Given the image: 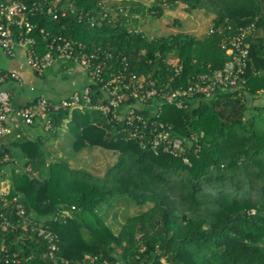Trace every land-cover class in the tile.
Returning a JSON list of instances; mask_svg holds the SVG:
<instances>
[{"label": "trees", "instance_id": "1", "mask_svg": "<svg viewBox=\"0 0 264 264\" xmlns=\"http://www.w3.org/2000/svg\"><path fill=\"white\" fill-rule=\"evenodd\" d=\"M18 1L34 7L23 15L38 55L48 51L53 38H62L72 43L75 56L98 53L105 62L103 76L125 67L137 76L150 73L158 89L165 84L185 87L197 74L222 68L229 58L228 40L255 22L244 88L184 98L181 107L161 106L156 119L184 140V153L142 145L123 121H110L99 110L65 107L48 113L51 127L41 125L43 131L67 122L76 151L96 146L115 152L103 174L50 160L43 146L47 135L30 137L22 127L18 136L2 141L0 155L9 160L0 169L10 165L12 193L20 196L27 214L42 219L56 235V254L69 262L89 254L96 264H264V0H152L147 6L133 0L110 6L102 0ZM179 3L186 11L213 15L206 34L147 36L135 29L136 13L161 16ZM13 27L16 35L25 29ZM171 53L178 55L175 64L169 63ZM66 61L77 63L75 58ZM90 88L96 102L102 97L100 84L92 82ZM117 199L151 205L128 214L115 231L104 207ZM71 206L66 219L54 218L58 209ZM1 238L9 257L13 252L23 256L17 264L54 262L43 259L36 243L18 232L0 230ZM4 255L0 253V264H16L5 263Z\"/></svg>", "mask_w": 264, "mask_h": 264}, {"label": "built area", "instance_id": "2", "mask_svg": "<svg viewBox=\"0 0 264 264\" xmlns=\"http://www.w3.org/2000/svg\"><path fill=\"white\" fill-rule=\"evenodd\" d=\"M33 9L34 7L28 8L25 3L18 0H0V48L5 54H12L16 45L21 47L26 63L36 73H42L56 59L75 58L87 78V83L81 89L73 90L58 102L38 96L33 103L22 107H14L9 92L0 86V145L10 135L14 133L16 136L19 135L16 130L21 124L31 125L40 121L44 130H49L51 120L48 113L51 110L65 107H89L99 110L110 121H123L127 125L129 134L137 138L142 145L155 151L162 150L175 155L182 154L186 148L184 140L173 134L170 124L156 119L160 117L161 106L164 103H169L181 107L185 105L184 98L197 95L210 98L217 90L237 91L245 87V69L249 59L251 38L257 31L255 22L240 27L238 32L228 40L229 44L223 45L229 58L222 68L211 73L197 74L195 79L185 87H170L169 84H165L158 89L150 73L137 76L125 67L117 72L109 71L107 77L103 76L105 62L103 59H99L98 53H81L75 56L72 43L62 38L59 40L53 38L48 51L38 55L31 47L34 43V38L29 36L31 25L23 15L25 11L31 12ZM14 25L17 28L24 26L25 29L19 30L16 35ZM172 78L170 77L169 81ZM8 79H19L18 72L0 69V85ZM95 81L100 84L102 97L99 96L96 102H92L93 94L90 83ZM131 99L134 101H130ZM150 99H153L151 105L148 102ZM261 104L264 107V99ZM138 108L148 110V115L144 117L137 111ZM8 160L7 154L0 155V164ZM183 160L187 162L186 157H183ZM73 209V206L58 209L54 218L64 220L73 213ZM0 230L18 232L19 237L33 240L36 243V249L38 251L41 249L42 258L54 261L50 264H96V257L89 254H85L80 260L73 262L58 257L56 235L42 219L37 220L34 216L26 213L20 196L11 191L10 177L7 178L6 171L1 169ZM6 249V241L1 238L0 253H5L4 262L7 263L11 260L17 264L21 261L23 256L13 252L10 258ZM30 257L32 256L29 255L24 259ZM102 264L109 263L103 261Z\"/></svg>", "mask_w": 264, "mask_h": 264}, {"label": "rangeland", "instance_id": "3", "mask_svg": "<svg viewBox=\"0 0 264 264\" xmlns=\"http://www.w3.org/2000/svg\"><path fill=\"white\" fill-rule=\"evenodd\" d=\"M120 1L123 0H102L105 6L119 4ZM133 1H139L146 6L152 2V0ZM134 17L137 19V23L134 25L135 29L147 36H161L179 31H186L196 36H202L209 31L213 15L202 9L186 11L185 5L179 3L174 9L166 7L161 16H150L149 14L142 16L136 13ZM177 20L180 21V24ZM177 59V54H170L169 62L171 64H175ZM0 60L4 64L8 60V56L5 55L1 48ZM63 64L64 66L60 69L48 71L49 74L45 78L37 76L35 82L31 85L33 86L31 93L43 94L46 97L59 99L73 90L81 89L83 82L80 80V76H83L84 73L80 66L75 61H64ZM45 75H47V71ZM31 86L27 84L26 88L29 89ZM91 116H96L103 120V116L99 113H93ZM68 127L69 124L67 122H62L60 126L51 132H45L36 128L33 131V135L34 137L38 134L47 135L43 146L50 160L59 158L73 167L83 168L97 175L103 174L105 169L116 159L117 154L96 146L76 151L73 147L74 132ZM52 132L55 134H52ZM9 166V164L5 166L7 178H9ZM150 205V202L137 205L132 200L123 201L117 199L104 207L107 213V223L116 231L128 214L138 213Z\"/></svg>", "mask_w": 264, "mask_h": 264}, {"label": "crops", "instance_id": "4", "mask_svg": "<svg viewBox=\"0 0 264 264\" xmlns=\"http://www.w3.org/2000/svg\"><path fill=\"white\" fill-rule=\"evenodd\" d=\"M8 56V60L5 62L0 60V69L2 70H15L18 72L19 79H8L7 81H4L1 83V88L7 90L10 94L11 101L14 105L20 106L23 104H26L30 101H33L38 96H44L43 94H33L31 93V90L33 89V83L35 82V78L37 76L47 77L48 71H52V69H60L64 66L63 62L66 61L64 59H56L51 65L46 67L42 73H36L32 70V68L26 63L23 49L19 46H15L12 54H5ZM47 71V75H45ZM84 73V72H83ZM80 80L83 82V86L87 83V78L83 74V76H80ZM30 85L31 87L28 89L26 88V85ZM25 85V86H24ZM82 86V87H83ZM81 87V88H82ZM69 94V93H68ZM67 94L61 96L59 99H53L50 97H46L47 99H50L51 101H58L61 98L65 97ZM32 124V125H23L21 124L20 127H22V131L27 134L30 137H33V131L37 128L39 130H43L41 127V123L38 124ZM5 141V140H4Z\"/></svg>", "mask_w": 264, "mask_h": 264}]
</instances>
